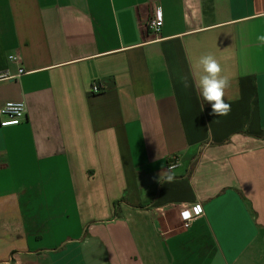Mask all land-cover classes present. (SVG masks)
Wrapping results in <instances>:
<instances>
[{
	"label": "crops",
	"instance_id": "obj_1",
	"mask_svg": "<svg viewBox=\"0 0 264 264\" xmlns=\"http://www.w3.org/2000/svg\"><path fill=\"white\" fill-rule=\"evenodd\" d=\"M262 35L264 0H0V107L26 106L0 126V264H264Z\"/></svg>",
	"mask_w": 264,
	"mask_h": 264
},
{
	"label": "clouds",
	"instance_id": "obj_2",
	"mask_svg": "<svg viewBox=\"0 0 264 264\" xmlns=\"http://www.w3.org/2000/svg\"><path fill=\"white\" fill-rule=\"evenodd\" d=\"M261 44H264V35L257 37ZM9 61H15L14 54H8ZM224 70L217 58L207 53L198 60V71L194 74V85L198 90L203 102L211 106L213 116H227L231 111V105L225 99L226 90L231 86L230 77L223 74ZM181 83L185 88L190 87L188 77L182 76ZM203 107V105H202ZM169 182L175 179L174 173L167 176Z\"/></svg>",
	"mask_w": 264,
	"mask_h": 264
},
{
	"label": "built area",
	"instance_id": "obj_3",
	"mask_svg": "<svg viewBox=\"0 0 264 264\" xmlns=\"http://www.w3.org/2000/svg\"><path fill=\"white\" fill-rule=\"evenodd\" d=\"M162 12L159 6L154 7L151 16L146 21L145 26L153 33L157 34L160 30L162 25ZM17 58V57H16ZM17 62V59L14 61ZM24 73L22 67H18L17 69V76ZM4 77L10 78V75H4ZM103 87L102 84L95 83L92 86V90L99 91L100 88ZM26 117V106L25 103L22 101H9L5 102L2 107H0V126H10V125H17ZM179 164V160L177 157H171L168 164L167 169H173ZM187 213V216H185ZM203 215L202 209L196 205H179L178 207V216L181 222V227L186 228L190 225V223L201 217Z\"/></svg>",
	"mask_w": 264,
	"mask_h": 264
},
{
	"label": "snow or ice",
	"instance_id": "obj_4",
	"mask_svg": "<svg viewBox=\"0 0 264 264\" xmlns=\"http://www.w3.org/2000/svg\"><path fill=\"white\" fill-rule=\"evenodd\" d=\"M185 216H187V213H185Z\"/></svg>",
	"mask_w": 264,
	"mask_h": 264
},
{
	"label": "trees",
	"instance_id": "obj_5",
	"mask_svg": "<svg viewBox=\"0 0 264 264\" xmlns=\"http://www.w3.org/2000/svg\"><path fill=\"white\" fill-rule=\"evenodd\" d=\"M115 204H117V202Z\"/></svg>",
	"mask_w": 264,
	"mask_h": 264
}]
</instances>
